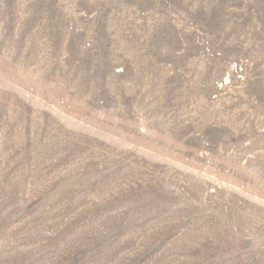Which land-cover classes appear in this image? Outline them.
Returning <instances> with one entry per match:
<instances>
[{
    "label": "rangeland",
    "instance_id": "1",
    "mask_svg": "<svg viewBox=\"0 0 264 264\" xmlns=\"http://www.w3.org/2000/svg\"><path fill=\"white\" fill-rule=\"evenodd\" d=\"M0 264H264V0H0Z\"/></svg>",
    "mask_w": 264,
    "mask_h": 264
}]
</instances>
